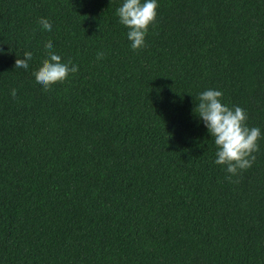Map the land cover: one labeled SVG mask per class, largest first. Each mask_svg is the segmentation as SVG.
<instances>
[{
    "label": "trees",
    "instance_id": "1",
    "mask_svg": "<svg viewBox=\"0 0 264 264\" xmlns=\"http://www.w3.org/2000/svg\"><path fill=\"white\" fill-rule=\"evenodd\" d=\"M122 3L0 0V264H264V0H157L138 50ZM49 40L79 70L45 91ZM208 89L261 130L231 180Z\"/></svg>",
    "mask_w": 264,
    "mask_h": 264
},
{
    "label": "clouds",
    "instance_id": "2",
    "mask_svg": "<svg viewBox=\"0 0 264 264\" xmlns=\"http://www.w3.org/2000/svg\"><path fill=\"white\" fill-rule=\"evenodd\" d=\"M158 7L157 0H123L122 5L117 8L119 23L128 29L127 38L133 50L144 46L145 36L149 26L155 22ZM38 23L44 30H52V25L46 18H40ZM44 47L47 57L33 75L36 82L48 91L52 85L64 82L69 74L76 73L79 69L71 61L62 62L61 56L53 50L51 40ZM102 58V53L97 55V59ZM31 59L32 53L25 52L23 59H16L15 68L28 69ZM10 95L15 98L16 90L12 89ZM222 97L221 91L205 90L195 98L198 103L193 111L214 140L217 148L214 163L223 166L231 174L227 177L231 180L232 176L250 168L254 163V153L259 151L261 130L258 127H249L247 112L239 106L229 107L223 104Z\"/></svg>",
    "mask_w": 264,
    "mask_h": 264
}]
</instances>
